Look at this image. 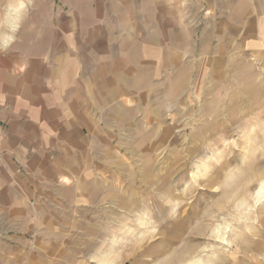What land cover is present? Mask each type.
Wrapping results in <instances>:
<instances>
[{"label": "crops", "instance_id": "0c3cea01", "mask_svg": "<svg viewBox=\"0 0 264 264\" xmlns=\"http://www.w3.org/2000/svg\"><path fill=\"white\" fill-rule=\"evenodd\" d=\"M3 11L28 5L0 6V251L112 184L115 147L166 124L179 85L264 62V0H53L15 37Z\"/></svg>", "mask_w": 264, "mask_h": 264}, {"label": "rangeland", "instance_id": "374dc122", "mask_svg": "<svg viewBox=\"0 0 264 264\" xmlns=\"http://www.w3.org/2000/svg\"><path fill=\"white\" fill-rule=\"evenodd\" d=\"M26 5L2 12L10 37L25 14L36 32L53 0H0ZM227 72L193 93L179 85L187 98L163 110L161 131L118 141L112 184L54 230L3 235L0 264H264V62Z\"/></svg>", "mask_w": 264, "mask_h": 264}]
</instances>
